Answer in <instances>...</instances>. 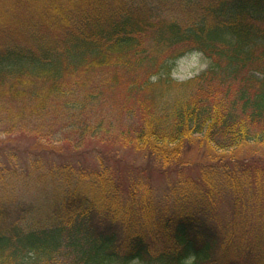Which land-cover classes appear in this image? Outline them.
<instances>
[{"label":"trees","instance_id":"trees-1","mask_svg":"<svg viewBox=\"0 0 264 264\" xmlns=\"http://www.w3.org/2000/svg\"><path fill=\"white\" fill-rule=\"evenodd\" d=\"M191 52L210 67L177 83L176 62ZM11 101L32 113L59 103L50 106L64 110L63 129L81 132L80 145L93 123L81 116L109 102L137 119L136 148L161 176L179 175L196 140L216 151L264 148V0H0V109ZM100 162L61 166L66 183L78 175L95 188L67 189L42 222L0 204V264H264V170L216 171L219 181L202 173L192 193L181 179L175 194L201 199L162 206L150 230L145 170ZM225 193L239 219L216 214Z\"/></svg>","mask_w":264,"mask_h":264},{"label":"rangeland","instance_id":"rangeland-1","mask_svg":"<svg viewBox=\"0 0 264 264\" xmlns=\"http://www.w3.org/2000/svg\"><path fill=\"white\" fill-rule=\"evenodd\" d=\"M209 67L210 60L203 53L191 52L176 62L171 78L177 83H187L200 77ZM159 78L152 77L150 81L155 83ZM162 92L165 93L167 101L170 103L174 101V90L167 92V88L163 87ZM217 94L223 96L224 89ZM37 97L39 98L40 94ZM121 99L122 97H117L116 101ZM9 104L11 105H7L5 109H0V204L10 205L14 209L21 210V207L27 209L32 215L30 218L33 217L36 222H42L46 218L49 206L55 202L56 197L61 199L65 196L64 194L70 191L67 189L95 188V185L88 181L79 182L78 175L74 176L71 183H66L60 176L61 166L78 164L85 168H101L100 161L103 159L104 165L112 168V171L118 168L122 173L128 174L138 167L145 170L140 181L148 184L147 187L152 190L151 197L147 199L152 216L145 218L142 212L139 215L149 223L150 230L153 218L159 217L158 213L163 207H173L176 202L184 203L186 206L195 205L198 203L197 199H201L196 196L190 199L183 196L179 198L174 189L175 184L183 185L181 179L187 180V184L181 188L188 186L186 193H192L194 188L200 187L198 179L202 173H209L212 180L219 181L216 171L224 173L226 169H231L230 172L233 170L238 174L246 166L264 170L263 147L250 144L234 151H216L206 146L204 142L196 140L181 159L183 161L181 165L184 166L179 173L180 178L173 171L169 175L161 176L156 172V163L146 158L140 153V149L138 148V151L136 148L134 126L137 119L135 118L132 125V120L125 117L126 113L120 108L117 110L110 108L109 102L87 115L91 110L89 108L81 116L93 121L90 122L91 128L82 139L81 145V132L77 127L62 128L64 110L58 105L50 106L59 103L51 102L43 111H37L39 113H32L31 108H19L15 101ZM118 104L129 103L121 101ZM101 118H104L102 127L98 128L97 124ZM129 128L131 130L127 131ZM128 139L132 142H128ZM144 192L142 190L139 193L142 209ZM121 193L120 205L123 206L126 195ZM233 198L232 193H225L222 197L216 198V214L222 219L240 218L239 214L233 213ZM245 199L249 204H254L251 199L257 202L254 195H247ZM154 247L156 248V245Z\"/></svg>","mask_w":264,"mask_h":264}]
</instances>
